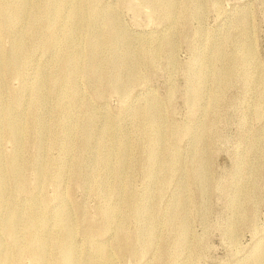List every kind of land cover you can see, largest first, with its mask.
<instances>
[{
	"label": "rangeland",
	"instance_id": "374dc122",
	"mask_svg": "<svg viewBox=\"0 0 264 264\" xmlns=\"http://www.w3.org/2000/svg\"><path fill=\"white\" fill-rule=\"evenodd\" d=\"M6 1L11 9H25L23 4L17 6L19 0ZM50 1L32 2L45 7ZM153 2L156 6L142 0H104L102 16L95 12L97 21L100 13L102 23L115 18L123 32L120 54L128 55L123 81L117 80L119 65L112 68L105 61L101 68L109 69L108 81L86 72L75 77L74 62L86 68L94 46L89 42L91 33L85 30H76L75 44L66 42L64 8L61 17L47 15V26L35 32L31 31L35 11L25 12L22 20L0 29L5 54L21 40L25 57L18 74L0 91V109L6 111L16 97L17 114L27 130L21 166L27 188L21 189L9 168L5 177L10 205L5 212L12 205L24 211L40 204L50 221V232L59 236L53 221L68 204L77 221L78 252L90 259L104 247L114 264H250L264 249V0H177L179 5L169 14L161 6L156 9L158 3ZM7 12L12 15L13 11ZM109 52L104 46L99 53L106 57ZM152 52L156 53L153 61L148 56ZM221 52L225 60L217 70L233 69L232 77L218 88L211 76L198 96L203 65ZM70 55L76 58L63 64L62 59ZM42 77H47L41 90L45 99L38 102L39 112L33 113L28 105L36 95L32 87ZM125 83L127 91L118 90ZM146 108L152 113L143 121L136 115ZM107 118L115 123L116 135L134 145L131 170L124 180V193H133L130 208L119 193L122 189L113 186L112 172L97 158L98 151L102 157L109 154L110 141L103 133ZM155 131H161L162 141L151 158L149 138ZM201 133L204 138L198 141ZM1 148L8 157L15 152L9 140H3ZM195 149L202 152L203 169L194 157ZM112 162L117 164L114 158ZM40 167H51L48 185L37 182L35 168ZM76 167L84 181L74 180ZM58 168L63 178L55 182ZM179 196H184L186 232L180 223L171 222ZM146 205L148 221L139 214ZM115 206L125 216L122 220L133 251H120L115 230L102 231L105 220L99 211ZM81 218L90 227L79 222ZM16 233L19 238L27 234L24 222ZM0 242L13 247V239L4 233ZM30 254V250L23 252L17 264H38ZM14 258L12 264H16Z\"/></svg>",
	"mask_w": 264,
	"mask_h": 264
},
{
	"label": "bare ground",
	"instance_id": "6f19581e",
	"mask_svg": "<svg viewBox=\"0 0 264 264\" xmlns=\"http://www.w3.org/2000/svg\"><path fill=\"white\" fill-rule=\"evenodd\" d=\"M32 1L33 0H19L17 6H19V3L23 4L25 6V9L24 8L22 9L20 7H16V8L11 9L8 6L6 0H0V18H1L0 29L1 28L7 29L8 26H11L14 23H17L20 20H22V18L26 14L25 12L35 11L38 14H36V16L31 21V25H32L31 31L35 32V30H38L39 26H43V28L47 26V21H48V19L46 18L47 15L54 14L57 17H61L62 13H63L62 9L64 8V11H65L64 19L63 20L61 19V20L64 24V28L66 31V42L69 44H72V43L75 44V42H76L75 35L77 33L76 30H80V31L85 30V31L91 33L89 36V42H90V45L92 47L94 46L93 54L91 55L90 62H88V66L86 68L81 66L79 62H77V61L74 62L73 73H74L75 77L81 76V74L83 72H86L90 75H97L98 79H100V81H102V82L108 81L109 69H107V67L105 69L101 68V62L105 61L108 64V66L111 65L112 68L114 65H117V66L119 65V77L117 78V80L123 81L122 77L126 76V74H127V72H125L127 69V66L124 63L127 60V56H128V55L126 56L125 53L122 55L120 54V47H121L122 43L124 42V35L122 34L123 32L117 28L118 22L116 21L115 18H113V17L106 18L103 21V23L100 21L101 16H102L101 10L104 7L103 6L104 0H61V1L51 0L49 5H47L45 7H41L37 4H33ZM142 1L143 2L149 1L153 5H155L153 2V1H155L158 3V7L156 9L159 10V7L161 6L160 10H162L163 12H166L168 14L171 12V10L174 7L179 5L177 0H153V1L152 0H142ZM8 10L13 11L12 15L7 14ZM96 11H99L101 13V16L99 13L98 21H97V16L95 15ZM29 15L31 16V14H29ZM169 20H170V18H169ZM23 22H24V20H23ZM22 23H21V25H22ZM27 23H30V21ZM55 24L56 23H54L53 25L55 26ZM21 25H18L17 28H19ZM23 26H26V24ZM21 28H22V26H21ZM48 30L49 29H47V31ZM56 31H58V30H56ZM105 33L108 35L105 36ZM43 36H45V35H43ZM15 39H17V37ZM53 44L56 46L55 42ZM104 46L108 47L110 50L109 55L106 57H102L99 53L101 51L102 47H104ZM68 50L70 52V48ZM168 51H170V50H168ZM155 55H156L155 52H152V55L148 54L149 59L151 61H153L155 58ZM7 56H8V58H7ZM71 56L72 55H70V57L65 56L62 59V63L63 64H69L72 59L76 58V57H71ZM24 58L25 57L23 54V47H22L21 40H18L16 42L14 49L7 55L5 54L4 49L0 45V91L2 88L7 86V80L9 78H12L18 74L19 68L22 65V63L24 62L23 61ZM222 60H225V54L223 52L216 54L211 59V61L205 62V64L203 65V68L201 69V82L199 83V90H198V92L196 91L198 96H202L203 88L205 87V85H207L211 81V76L214 75L215 83H216L218 88H221L222 86H224L229 81V79L232 77L233 71H234L233 69H223L221 71L219 69L217 70V65H218V63H221ZM53 61L54 60H52V62ZM123 67L125 68V71H124ZM21 69H22V67H21ZM55 70H57V69H55ZM202 70H204V71L202 72ZM44 73L45 72H43V74ZM35 83H36V81H35ZM35 83H34V85H35ZM46 84H47V77H45V78L42 77V79H40L39 83L37 85H35L34 88L32 87V89L35 91L34 93L37 95V97H36V95H32L33 97L35 96V98L28 104L31 107V110L33 113L39 112L38 111L39 110L38 109V102L41 100L43 101L45 99V95L41 94V90L44 91V87L46 86ZM75 86H76V83H75ZM119 87L120 88L118 90H121L122 92H126L128 89L127 83L122 84ZM73 91H74V89H73ZM75 91L78 92V90H75ZM57 94H58V92H57ZM64 94H65V92H64ZM59 96H63V95H59ZM59 96H57V97H59ZM64 98L66 99V97H64ZM61 99H62V97H61ZM57 101H58V99H57ZM7 102L10 103V99ZM11 103L12 104L6 109V111L3 112L0 109V234L4 233V234L10 236L13 239V247L11 249H8L7 246H5L2 242H0V264H12L13 263L12 259L14 258V256H15L14 261L17 264L21 260V255L23 254V252H26L29 250L31 253L30 256L38 264H114L113 258L107 253V250L104 247H100L99 249L96 250L98 254L94 259L87 258L86 256H84L78 252V244H77V240H76L77 230L75 229V224L77 223V221H74V218H73L74 214L72 213L68 204H65L63 206V209L60 210L61 212H59V214L56 215V217L53 221L54 227L57 229V232H59V234H60L59 236H57V234H53L52 232H50V229L48 228L50 221L47 219L42 207H40V204H37V205L32 204L29 209L27 208L28 207L27 206L26 207L27 210H24V211L19 206L12 205L10 207V209H8V211L5 212V209L10 205L9 197L7 195V190H6L8 181H7V178L5 177V174L9 170V168L10 169L12 168V170H14L15 179L18 181V184L20 185L21 189L27 188V180L25 179V177L23 175L24 172L21 171V166L25 161L23 149L25 150L24 145L26 143V132H27V130L21 124L19 117H18V114H17V107L20 104L18 99L16 97H14V101ZM59 104H56V105H59ZM73 105L74 104H72V106ZM43 106H41V107H43ZM0 108H2V101L1 100H0ZM151 113L148 110V108H146L145 110L138 111L136 116L143 119V121H144V120H149V116L151 115ZM46 115H47V113H46ZM70 117L71 116H69V118ZM144 117H145V119H144ZM35 119H37V118H35ZM39 120H41V119H39ZM65 120H66V118H65ZM57 121H58V119H57ZM90 121H93V119H91ZM37 122H35V123H37ZM55 123H54V125L56 126V125H58V123H60V121L57 122V124H55ZM79 127H81V126H79ZM175 129L179 130L178 127H176ZM41 131H40V133H41ZM67 131L69 132L68 128H67ZM115 131H116L115 123L109 121V119L107 118V120L105 121L104 127H103V133L109 138V141H110L109 154L104 155V157H102L100 154V151H98L97 152V154H98L97 158H98V160H102V161H100V163L103 164L104 166H106L108 168V170L110 172H112L113 179H114L113 186L114 187H120L122 189L123 192H119V193H121L124 200H128L127 204H128V208H130L131 204L133 203V193H128V195L126 193H124V192H126V190L124 188L125 187L124 186V180L126 178L127 173L131 170L130 160L132 157V153H133L132 149H133L134 145H132V143L126 139H120L116 135ZM85 132H83V134H85ZM155 132L156 133L152 137L149 138V143L151 144V147L153 148L151 158H155L156 152L158 151L159 145L162 141L160 138V136H162L161 131H155ZM140 133L144 134L143 131H141ZM192 134H193V132H192ZM201 134L202 135L197 136L198 141H201V139L204 138L203 133H201ZM86 135H88V134H86ZM98 138H100V137H98ZM52 139H53V137H52ZM86 139H87V136H86ZM3 140H9L15 144V152H14L13 156L8 157L2 151L1 145H2ZM69 141H70V138H69ZM69 141H68V143H69ZM87 142H88V140H87ZM73 144H75L74 141H73ZM80 147H81V145H80ZM83 150H84V148H83ZM201 154H202V152L200 153V151H198L196 153V149L194 150V157L200 161L199 162L200 167H201V169H203L206 166V163H205V160L201 157ZM113 158L117 162L116 165H113V162H112ZM90 160H91V158H90ZM50 168L51 167H49V168H45V167L35 168V170L37 172V179H38L37 182L40 186L48 185V183L51 181V177L48 175ZM74 170H75V172L73 173L74 180H79V179L83 180L82 179L83 175L81 173L80 167H76ZM103 171H104L103 173H105L107 170L105 169ZM201 173H202V171H201ZM62 178H63V175L61 174V169L58 168L56 171V174L54 176L53 181L60 182L62 180ZM15 188H16V186H15ZM201 189H203V188H201ZM16 191H17V189H16ZM10 193H11V191H10ZM13 199H14V197H13ZM183 200H184V196L183 197L179 196V198L177 199L178 203H177L175 210L173 212L171 222H172V225L180 223L181 231L186 232V229H187V212L183 208V204H182ZM12 204H13V202H12ZM147 207H148V205H146V207H144V210L141 211L139 214L145 216L147 221H148V220H150L151 217H150L149 211L147 210ZM99 215L101 216L102 219L105 220V226L102 227V231L110 232L111 230H115V232L117 234L118 242H119L120 251H123L124 253H126L128 251H133V243L130 242V240H128L127 228H126V226L122 220L123 217H125V216H123L122 209L119 206H115V207L108 208V209H101L99 211ZM21 222H24V224L26 226L27 234L25 233L23 237L19 238L17 236V233H16V227ZM79 222L87 224L90 227V224L87 223V221L83 218H81L79 220ZM149 230L153 231L154 227L150 226ZM141 235H142V233H141ZM143 236L144 235H142L141 237H143ZM33 248L38 250V252L32 251ZM250 264H264V249H261V250H259V252H257L255 259Z\"/></svg>",
	"mask_w": 264,
	"mask_h": 264
}]
</instances>
